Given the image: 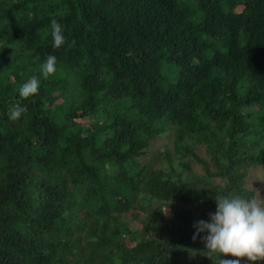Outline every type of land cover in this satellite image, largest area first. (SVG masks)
I'll list each match as a JSON object with an SVG mask.
<instances>
[{"label":"trees","instance_id":"16d2710c","mask_svg":"<svg viewBox=\"0 0 264 264\" xmlns=\"http://www.w3.org/2000/svg\"><path fill=\"white\" fill-rule=\"evenodd\" d=\"M257 166L264 0H0V264L237 259L193 225Z\"/></svg>","mask_w":264,"mask_h":264},{"label":"clouds","instance_id":"9594fccd","mask_svg":"<svg viewBox=\"0 0 264 264\" xmlns=\"http://www.w3.org/2000/svg\"><path fill=\"white\" fill-rule=\"evenodd\" d=\"M51 29L53 46L60 48L65 43L63 27L56 19H51ZM56 64V57L48 55L42 66L45 79L56 73ZM39 87L40 80L34 75L20 88L19 94L23 98L34 96ZM23 112L24 108L16 105L11 109L9 119L16 121ZM256 192L257 196L249 199L233 196L231 193L217 196V211L209 214L210 222L201 220L193 225L196 229L193 241L201 233H207L200 238L205 243L208 255L219 253L220 257L223 255L237 258H218L214 264H240L245 258L253 264L264 261V198H261L259 190Z\"/></svg>","mask_w":264,"mask_h":264},{"label":"rangeland","instance_id":"374dc122","mask_svg":"<svg viewBox=\"0 0 264 264\" xmlns=\"http://www.w3.org/2000/svg\"><path fill=\"white\" fill-rule=\"evenodd\" d=\"M171 147L172 144L169 143V146H167L166 149L169 148L171 149ZM247 184L248 187L257 186V190H259L261 198H264V167L263 166H257L251 170L250 176L247 179Z\"/></svg>","mask_w":264,"mask_h":264}]
</instances>
